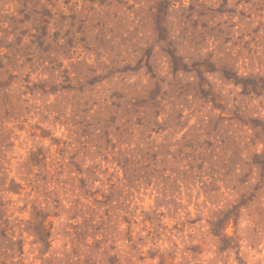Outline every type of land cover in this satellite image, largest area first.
<instances>
[{
    "label": "rangeland",
    "instance_id": "obj_1",
    "mask_svg": "<svg viewBox=\"0 0 264 264\" xmlns=\"http://www.w3.org/2000/svg\"><path fill=\"white\" fill-rule=\"evenodd\" d=\"M0 264H264V0H0Z\"/></svg>",
    "mask_w": 264,
    "mask_h": 264
}]
</instances>
